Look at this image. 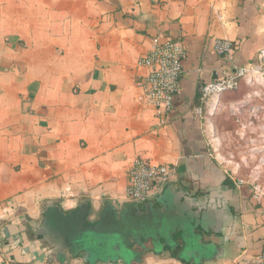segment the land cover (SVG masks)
Masks as SVG:
<instances>
[{"label":"crops","instance_id":"1","mask_svg":"<svg viewBox=\"0 0 264 264\" xmlns=\"http://www.w3.org/2000/svg\"><path fill=\"white\" fill-rule=\"evenodd\" d=\"M159 35L183 41L188 53L163 121L145 99L140 82L149 69L139 65ZM219 39L233 50L219 54ZM263 49L264 0H0V207L16 208L1 220L9 237L2 232L0 264L254 263L264 246V201L238 184L250 169L228 161V152L244 150L237 128L223 124L237 105L258 124L264 111L246 105L261 98L243 83L208 115L202 95L206 83ZM137 157L177 170L143 202L125 199ZM104 213L115 214V230L89 234ZM69 242H77L74 252ZM82 242L150 244L131 259L89 261Z\"/></svg>","mask_w":264,"mask_h":264},{"label":"built area","instance_id":"2","mask_svg":"<svg viewBox=\"0 0 264 264\" xmlns=\"http://www.w3.org/2000/svg\"><path fill=\"white\" fill-rule=\"evenodd\" d=\"M215 48L221 55L228 54L233 50V43L229 40L219 39L215 43ZM187 55V48L183 41L159 35L155 38L152 49L139 58V65L149 69L148 74L140 82V86L144 90L146 101L153 108L155 116L161 121L172 111L175 98L181 91V78ZM243 83L250 87L251 95L256 94L261 98L262 103L258 106L249 103L246 105L247 110L254 114L261 110L264 111V49L259 52L255 62L234 70L224 71L216 80L205 84L202 103L205 106L206 114H216L223 96L226 93L240 90ZM232 116L236 118L237 122L235 138L238 139V148L240 147L244 151L243 154L228 152L230 158L228 161L235 160V165L240 166L239 164L242 163L250 169L249 176L238 180V184L240 186L249 185L254 198L257 202L262 203L264 201V182L261 177L264 166V118L256 124L255 120L248 119L243 115L241 105L233 108ZM210 125L213 126L212 123ZM258 129H261V132L257 134ZM216 132L213 127L211 130L212 142L215 151L223 158L220 153L221 138ZM224 160L227 161L225 158ZM176 178L177 170L174 165L156 163L144 157H137L127 171L128 182L125 199L134 202L146 201ZM15 212L16 208L12 203L0 207V238L3 232L2 218L11 219ZM252 264H264V246Z\"/></svg>","mask_w":264,"mask_h":264},{"label":"trees","instance_id":"3","mask_svg":"<svg viewBox=\"0 0 264 264\" xmlns=\"http://www.w3.org/2000/svg\"><path fill=\"white\" fill-rule=\"evenodd\" d=\"M107 220L108 218V213H104L101 216V219L98 221H102V219ZM97 223L89 225V234H98L102 233L97 230ZM104 234L111 233L109 230L108 231H103ZM73 243L77 242H69V249L70 251L74 252L75 251V245ZM83 243V249L85 250V255L88 253H91V256L89 257V261H92L94 259H99L101 261H108L110 258H115L117 255L120 254V256L124 258L131 259L134 256H137L138 252H143L145 253L148 248L144 246L143 243L145 242H114L113 246H109L108 243L106 242H82ZM81 243H79L80 245ZM81 247V246H79ZM98 248V249H97Z\"/></svg>","mask_w":264,"mask_h":264},{"label":"rangeland","instance_id":"4","mask_svg":"<svg viewBox=\"0 0 264 264\" xmlns=\"http://www.w3.org/2000/svg\"><path fill=\"white\" fill-rule=\"evenodd\" d=\"M227 121V122H226ZM223 126L227 127V129H232V128H236L237 127V122H236V118L231 117L230 119H227ZM116 216L114 213H109L108 214V218L107 220H105L104 218L102 219V221L98 222L97 224V230L99 232H103V231H110V230H115L114 228H116V222H115ZM127 226L128 227V223L127 225H123V227ZM111 232V231H110ZM103 243V242H101ZM106 243V242H105ZM147 243L149 242H145L143 244L147 245ZM169 243H173V242H169ZM150 244V243H149ZM98 249V248H97Z\"/></svg>","mask_w":264,"mask_h":264},{"label":"water","instance_id":"5","mask_svg":"<svg viewBox=\"0 0 264 264\" xmlns=\"http://www.w3.org/2000/svg\"><path fill=\"white\" fill-rule=\"evenodd\" d=\"M3 234H4V236L9 237V233L7 231V228H3ZM22 241L23 240L21 238L16 239V243L14 244V248H17ZM22 252H23V254H30L31 259L35 262H44L45 261V257H46L45 254H40L38 251L31 252V249L29 247L22 248ZM90 256H91V253H88L85 255V258L88 260ZM50 260L52 261L53 257Z\"/></svg>","mask_w":264,"mask_h":264}]
</instances>
